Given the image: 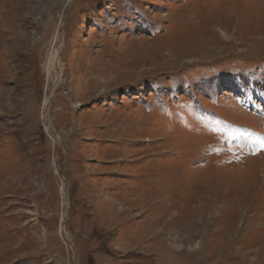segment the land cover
Wrapping results in <instances>:
<instances>
[{"label": "rangeland", "instance_id": "1", "mask_svg": "<svg viewBox=\"0 0 264 264\" xmlns=\"http://www.w3.org/2000/svg\"><path fill=\"white\" fill-rule=\"evenodd\" d=\"M0 264H264V0H0Z\"/></svg>", "mask_w": 264, "mask_h": 264}, {"label": "bare ground", "instance_id": "2", "mask_svg": "<svg viewBox=\"0 0 264 264\" xmlns=\"http://www.w3.org/2000/svg\"><path fill=\"white\" fill-rule=\"evenodd\" d=\"M60 34V33H59ZM59 47H55L56 49L53 50V52L51 53V55L49 56L47 62H46V69L47 70V73H48V77L52 76L53 72L54 73H57V76H56V85H57V82L59 83L60 81V77H61V73H62V63H61V60L59 58L60 56V43L58 45ZM50 97L49 96H46L45 99H44V102H43V109H44V112H43V117H44V122H45V125H46V128L47 130L49 131V133L53 136L54 139L58 140L59 139V135H56L55 134V131L53 129V125L51 123V120H50ZM55 140V141H56ZM253 140V139H252ZM255 144V142H254ZM64 208L66 207V210L68 208V204L66 202H64ZM67 212V211H66ZM66 216L65 214V210H64V215L63 217ZM61 234H62V237L65 239V240H69V238H67L66 234L64 233V225L63 223L61 224Z\"/></svg>", "mask_w": 264, "mask_h": 264}, {"label": "water", "instance_id": "3", "mask_svg": "<svg viewBox=\"0 0 264 264\" xmlns=\"http://www.w3.org/2000/svg\"><path fill=\"white\" fill-rule=\"evenodd\" d=\"M65 209H66V207L64 208V210H65ZM65 217H66V216L63 217L64 219H63L62 223L65 221ZM63 225H64V223H63Z\"/></svg>", "mask_w": 264, "mask_h": 264}]
</instances>
